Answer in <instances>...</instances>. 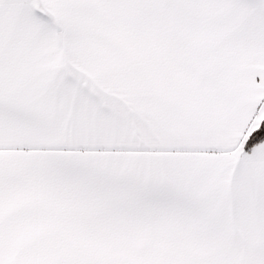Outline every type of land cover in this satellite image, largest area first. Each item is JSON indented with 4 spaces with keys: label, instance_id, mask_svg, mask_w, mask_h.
<instances>
[{
    "label": "snow or ice",
    "instance_id": "snow-or-ice-1",
    "mask_svg": "<svg viewBox=\"0 0 264 264\" xmlns=\"http://www.w3.org/2000/svg\"><path fill=\"white\" fill-rule=\"evenodd\" d=\"M0 264H264V0H0Z\"/></svg>",
    "mask_w": 264,
    "mask_h": 264
}]
</instances>
